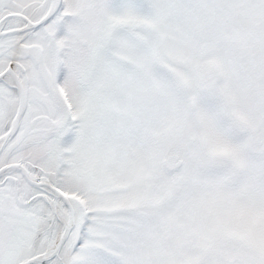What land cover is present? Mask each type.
<instances>
[{
  "label": "snow or ice",
  "instance_id": "obj_1",
  "mask_svg": "<svg viewBox=\"0 0 264 264\" xmlns=\"http://www.w3.org/2000/svg\"><path fill=\"white\" fill-rule=\"evenodd\" d=\"M0 264H264V0H0Z\"/></svg>",
  "mask_w": 264,
  "mask_h": 264
}]
</instances>
